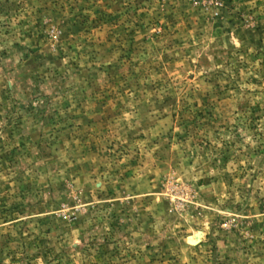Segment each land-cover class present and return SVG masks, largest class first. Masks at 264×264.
<instances>
[{
  "label": "rangeland",
  "instance_id": "obj_1",
  "mask_svg": "<svg viewBox=\"0 0 264 264\" xmlns=\"http://www.w3.org/2000/svg\"><path fill=\"white\" fill-rule=\"evenodd\" d=\"M0 264H264V0H0Z\"/></svg>",
  "mask_w": 264,
  "mask_h": 264
}]
</instances>
